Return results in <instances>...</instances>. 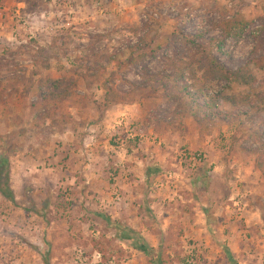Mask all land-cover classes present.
<instances>
[{"label":"rangeland","instance_id":"374dc122","mask_svg":"<svg viewBox=\"0 0 264 264\" xmlns=\"http://www.w3.org/2000/svg\"><path fill=\"white\" fill-rule=\"evenodd\" d=\"M223 17L247 25L224 37ZM0 24V156L15 195L0 194V264H151L105 217L165 252V264H264V137L254 132L264 112L255 124L171 122L174 104L143 81L184 50L173 34L203 31L223 41L216 55L229 70L249 64L254 76L205 93L264 91L253 60H264V0H0ZM47 78L77 83L50 117ZM149 166L160 170L148 177Z\"/></svg>","mask_w":264,"mask_h":264},{"label":"trees","instance_id":"16d2710c","mask_svg":"<svg viewBox=\"0 0 264 264\" xmlns=\"http://www.w3.org/2000/svg\"><path fill=\"white\" fill-rule=\"evenodd\" d=\"M224 37L238 36L244 31L247 23L236 17H223L216 24ZM152 31L151 25H148V33ZM147 34V32H146ZM102 36H96V41ZM180 42L184 50L172 49L170 56H165L163 68L159 72H147L144 78V87H150V83L157 84V89L161 96L174 104L173 116L171 122L179 117L189 115L192 119L204 128H211L218 122H231L244 116L243 121L254 123L256 114L261 110L264 112V91H252L238 97L227 96L217 92L209 95L204 92L205 88L212 86L220 80L242 81L251 83L254 76L251 74L249 64H243L236 69L229 70L224 63L220 62L217 52L222 51L223 41L218 38H206L203 31H197L193 35L180 32L173 34L172 40ZM92 43V41H91ZM170 43L165 48H170ZM259 45V44H258ZM111 58H107L109 61ZM96 63L98 60L94 58ZM253 60L257 64L264 63L258 56ZM45 87L40 92L43 102V114L46 117L52 116L56 106L65 98L70 96L71 91L77 83L71 78H61L56 82L47 78L44 82ZM220 101L227 102L233 106V110H221ZM59 106V105H58ZM263 117V118H262ZM256 122L255 135L264 137V116H259ZM234 142L235 137H232ZM264 149V140L259 145ZM244 148V147H242ZM235 145L231 143L230 150L236 151ZM251 152H256L255 148L245 147ZM8 158L5 155L0 156V194L11 202H15V195L10 186L8 176ZM160 168L149 166L146 168V176L157 174ZM109 226L114 228V235L120 241H131L132 247L144 253L151 264H165L170 261V257L163 251H155L137 232L122 226L120 223L111 224V220L105 217ZM228 258L232 253L226 249Z\"/></svg>","mask_w":264,"mask_h":264},{"label":"built area","instance_id":"2783aa9c","mask_svg":"<svg viewBox=\"0 0 264 264\" xmlns=\"http://www.w3.org/2000/svg\"><path fill=\"white\" fill-rule=\"evenodd\" d=\"M120 149L121 150H118L119 154H121V152H123L122 146L120 147ZM181 157L183 159L188 160L191 165H196V164L198 165V164L202 163L204 155L201 154V153H198V152H195V153H192V152L191 153L190 152H183L181 154ZM122 164L123 163L120 160V162H119L118 165H122ZM164 176L166 178H168V179H171V178H173V173H171V172H165ZM117 177L118 176H112V180L114 181V186H115L114 191H113V195H114L113 199L120 200L121 199V195H120V192L118 190L117 183H116ZM93 257L99 260L101 258V254L96 251L94 253Z\"/></svg>","mask_w":264,"mask_h":264},{"label":"crops","instance_id":"0c3cea01","mask_svg":"<svg viewBox=\"0 0 264 264\" xmlns=\"http://www.w3.org/2000/svg\"><path fill=\"white\" fill-rule=\"evenodd\" d=\"M1 25V24H0Z\"/></svg>","mask_w":264,"mask_h":264}]
</instances>
